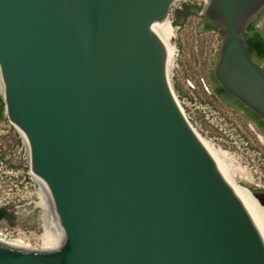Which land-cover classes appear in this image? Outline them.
Here are the masks:
<instances>
[{"label":"water","instance_id":"water-1","mask_svg":"<svg viewBox=\"0 0 264 264\" xmlns=\"http://www.w3.org/2000/svg\"><path fill=\"white\" fill-rule=\"evenodd\" d=\"M172 1L0 0L2 110L57 219L44 242L0 230V264H264V230L170 85ZM188 13L220 37L212 78L264 121L243 36L264 0H202L173 22ZM19 212L1 204L0 221Z\"/></svg>","mask_w":264,"mask_h":264},{"label":"rangeland","instance_id":"rangeland-1","mask_svg":"<svg viewBox=\"0 0 264 264\" xmlns=\"http://www.w3.org/2000/svg\"><path fill=\"white\" fill-rule=\"evenodd\" d=\"M182 1L202 2L175 0L171 5L175 54L168 78L172 90L198 135L226 151L236 183L264 188V124L240 104L215 93L211 69L220 37L209 24L202 26L195 13L176 25L174 8ZM25 156L21 133L1 110L0 205L19 204L20 212L13 225L0 221V230L23 239L49 241L45 200L37 181L27 174Z\"/></svg>","mask_w":264,"mask_h":264},{"label":"bare ground","instance_id":"bare-ground-1","mask_svg":"<svg viewBox=\"0 0 264 264\" xmlns=\"http://www.w3.org/2000/svg\"><path fill=\"white\" fill-rule=\"evenodd\" d=\"M166 18H167V21H168V24H169V27L171 30L172 37H173L174 36V32H173L174 27L172 26L171 21L168 18V13L166 15ZM172 37H171V39L161 38L163 40V42L165 43L166 48H167V76L169 75V67L171 65V62H172L174 54H175V47H174V42L172 41ZM0 89H1V81H0ZM22 138H23V141L25 143L24 137H22ZM199 138L201 139V141L205 145V147L209 150V152L219 162L221 167L224 169L230 184L232 185L234 190L239 194V196L242 198L244 203L250 209V211L252 212V214L254 215V217L256 218V220L258 221V223L260 224V226L264 230V207L261 204H259L258 201L254 198V196L247 190V188H249V187H245V186H242V185H239L236 183L235 178H234V173L229 169L228 164L226 162V159L228 157L226 151L223 150L221 147L215 146L212 143L208 142L207 140L202 138L200 135H199ZM40 189H41L40 192L42 194V197L45 200L44 205H45L46 212H47L46 217H47L48 223H46L45 232H46L47 236L49 235L52 238L54 236V233H55L56 228H57V219H56V216L54 214L53 207L51 205L49 195H48L46 188L43 185H41Z\"/></svg>","mask_w":264,"mask_h":264},{"label":"trees","instance_id":"trees-1","mask_svg":"<svg viewBox=\"0 0 264 264\" xmlns=\"http://www.w3.org/2000/svg\"><path fill=\"white\" fill-rule=\"evenodd\" d=\"M208 24L213 29H215L211 22H209ZM251 26H252V22L248 24L247 31L243 34V36L245 38V41L247 42V44L253 45V60L255 59V57H257V58H264V36L261 35L259 32L255 31V30L253 31V29H251L252 28ZM213 89H214V91H215L216 94L225 96L226 98H229V99L235 101L236 103L240 104L234 98H232V97L226 95L225 93H223V91L221 90V88L219 87V85L215 82V80H214V87H213ZM2 103L3 102H2V99L0 97V111L2 110ZM252 116H254V115L252 114ZM254 117L257 120H259L256 116H254ZM259 122H261L262 124H264V121L259 120Z\"/></svg>","mask_w":264,"mask_h":264},{"label":"flooded vegetation","instance_id":"flooded-vegetation-1","mask_svg":"<svg viewBox=\"0 0 264 264\" xmlns=\"http://www.w3.org/2000/svg\"><path fill=\"white\" fill-rule=\"evenodd\" d=\"M201 3L202 2H198V3H196V2H193V3H185L181 8H183V7H188V6H198V7H200L201 6ZM189 14H191V13H188V14H186L185 15V17L187 16V15H189ZM175 16H176V13H175ZM200 17V24L202 25V26H204V25H206V24H208L210 21L208 20V19H206V18H203V17H201V16H199ZM174 19H175V17H174ZM260 22H261V24H260ZM252 28L251 29H253V31L255 30V31H257V32H259L261 35H263L264 36V13L261 15V16H259L257 19H255L253 22H252V26H251ZM255 62L260 66V67H262L263 69H264V66H261L260 65V62H264V58H257V57H255ZM249 111V110H248ZM250 112V111H249ZM251 113V112H250ZM255 118V117H254ZM256 119V118H255ZM258 122H259V120H257ZM259 123H261V122H259ZM262 124V123H261Z\"/></svg>","mask_w":264,"mask_h":264},{"label":"built area","instance_id":"built-area-1","mask_svg":"<svg viewBox=\"0 0 264 264\" xmlns=\"http://www.w3.org/2000/svg\"><path fill=\"white\" fill-rule=\"evenodd\" d=\"M175 0H173L172 2H171V4H170V6H169V9H168V18H169V20H170V16H171V5H172V3L174 2ZM193 2H196V3H198L199 1H192V2H189V3H193ZM186 2H184V1H182L180 4H177L176 6H175V8H174V10H178V9H180L184 4H185ZM176 11H175V13H176ZM21 136H22V134H21ZM23 137V136H22ZM22 140H23V138H22ZM24 142V141H23ZM24 148H25V150H26V144L24 143ZM25 158H26V162H27V151H26V156H25ZM28 166V165H27ZM27 174H28V176H30L31 178H33V179H35V176H34V174L33 173H31L30 172V170H29V168L27 169ZM36 180V179H35ZM37 181V180H36ZM37 184H38V188L40 189V183H38L37 182ZM1 230L3 231V232H6V233H9L8 231H6V230H4L3 228H1ZM9 234H11V233H9Z\"/></svg>","mask_w":264,"mask_h":264}]
</instances>
